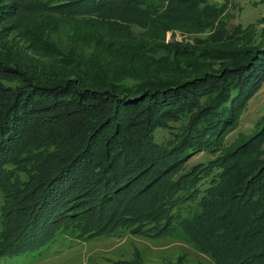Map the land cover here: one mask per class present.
Returning a JSON list of instances; mask_svg holds the SVG:
<instances>
[{
	"label": "trees",
	"instance_id": "obj_1",
	"mask_svg": "<svg viewBox=\"0 0 264 264\" xmlns=\"http://www.w3.org/2000/svg\"><path fill=\"white\" fill-rule=\"evenodd\" d=\"M14 4L88 18L91 31L82 63L74 52L58 68L42 52L24 82L0 60V256L39 250L59 229L90 237L130 223L179 232L215 264H264V127L226 142L264 81V18L229 26L228 2L212 0Z\"/></svg>",
	"mask_w": 264,
	"mask_h": 264
},
{
	"label": "rangeland",
	"instance_id": "obj_2",
	"mask_svg": "<svg viewBox=\"0 0 264 264\" xmlns=\"http://www.w3.org/2000/svg\"><path fill=\"white\" fill-rule=\"evenodd\" d=\"M212 1L228 2L227 11L231 13V17L228 19L229 26L257 25L264 18V0ZM87 19L81 17L63 19L52 12L27 5H22L21 10H19V7L14 4V0H0V60L4 59L7 61L6 63L12 62V67L16 70L13 78L20 82L29 80L26 77L34 72L35 66H29L25 70L24 62L36 60L38 54H45L42 52L62 60L58 68L65 62L66 56L74 52L75 61L80 64L83 58H77L78 53L85 50L86 43L84 41L91 31L85 27V24L88 23ZM183 38L180 34L172 37L171 33L168 32L165 41H180ZM184 41L191 42L190 39H184ZM90 54L86 51L85 60ZM55 76L59 84L63 83L66 86L70 84V86L78 88L79 91H83L81 88L86 84L82 78L80 81L73 76L61 77L58 74ZM39 77L47 79L45 75H39ZM37 81L43 80L38 78ZM70 95L71 93L61 94L60 97ZM71 96L75 97V95ZM71 104L73 105V103ZM263 127L264 81L239 109L226 142L234 140L240 134L252 135ZM165 134L166 131L157 129L155 131L156 141L162 140V136ZM107 138V133L100 136L97 152L105 147ZM194 159L197 161L201 157L198 155ZM20 176L25 177V174L20 172ZM137 183L133 186H137ZM3 199V193L0 192V215ZM80 200L85 201L81 206L82 208L95 203L89 200L87 196H82ZM104 204L105 206L110 204V199L104 201ZM123 223L126 224L127 222L124 221ZM133 226L134 224L129 223L122 227L121 231L120 229L116 231L115 234L90 237L75 236L77 233L73 230L59 229L53 238L46 242L43 247L41 246L39 250H32L15 256L1 255L0 264H215L211 257L197 251L192 244L181 238L179 232L156 238L144 233L139 234L134 229L131 230Z\"/></svg>",
	"mask_w": 264,
	"mask_h": 264
}]
</instances>
